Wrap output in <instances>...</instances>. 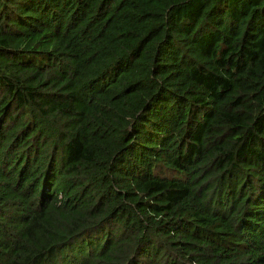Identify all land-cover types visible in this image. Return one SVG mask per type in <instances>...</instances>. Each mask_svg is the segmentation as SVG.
<instances>
[{"label": "trees", "instance_id": "obj_1", "mask_svg": "<svg viewBox=\"0 0 264 264\" xmlns=\"http://www.w3.org/2000/svg\"><path fill=\"white\" fill-rule=\"evenodd\" d=\"M0 264H264V0H0Z\"/></svg>", "mask_w": 264, "mask_h": 264}]
</instances>
